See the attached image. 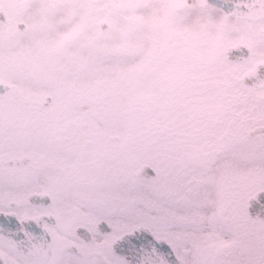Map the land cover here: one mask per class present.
<instances>
[{"label": "snow or ice", "instance_id": "6c2138e0", "mask_svg": "<svg viewBox=\"0 0 264 264\" xmlns=\"http://www.w3.org/2000/svg\"><path fill=\"white\" fill-rule=\"evenodd\" d=\"M0 264H264V0H0Z\"/></svg>", "mask_w": 264, "mask_h": 264}]
</instances>
